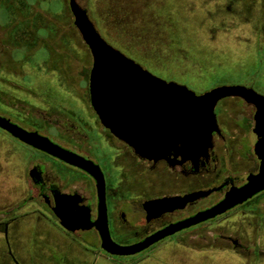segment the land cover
<instances>
[{"label":"flooded vegetation","instance_id":"flooded-vegetation-1","mask_svg":"<svg viewBox=\"0 0 264 264\" xmlns=\"http://www.w3.org/2000/svg\"><path fill=\"white\" fill-rule=\"evenodd\" d=\"M251 1L228 0L226 7L229 11L244 13L245 10L250 11L248 6ZM255 1L264 17V0ZM44 9L39 10L32 2L0 0V115L29 131H38L48 136L55 143L100 166L106 185L109 230L116 242L129 245L142 241L171 223L211 207L221 200L232 186L243 185L249 174L260 169L261 161L256 153V143L263 137H259L255 130L256 107L236 96L226 97L218 103L216 114L221 132H214V147L210 150L209 157L201 158L199 164L191 159L183 160L181 155L176 157L174 153L169 159L158 161L138 156L129 144L116 137L101 123L91 104L89 80L93 55L74 23L70 6V24H63V28L57 26V29H48V22L50 18L59 17V11ZM78 50H82V53ZM85 58L88 63V87L79 88V77L82 76L83 79L84 76L80 70L81 64ZM36 62L41 69H52V73L57 74L60 80L71 84L70 90H78L80 95L85 93L89 97L91 115L87 123H79L77 118L68 116L57 107L49 106L47 101V104H43L32 99V96L37 94L34 92L33 78L28 68ZM220 105L221 109H218ZM0 130L4 132L3 135H7L31 152V156L26 159L23 174L29 189L28 197L23 201L13 200L8 207L4 200L3 205H0V214L3 215V220H0L1 254L13 264H24L22 257L28 256L31 257L29 264H35L33 248L36 247H32L30 243L24 248L28 254H23L24 238L20 236L22 222L18 221L19 217L27 216L29 212L40 213L39 222L42 218L50 220L67 235L68 239L53 235L52 231L44 232L46 239H43V242L45 241L47 249L45 255H42L43 258L52 260L50 262L61 264L60 259H66L69 255L79 258L80 251L75 249L76 236H81L86 244L94 247V255L104 254L106 262L123 257L111 255L102 248V239L97 227L69 230L60 224L53 211L56 194L75 195L74 199H81L79 205L90 207L91 218L95 221L99 214L97 180L85 169L33 147L1 127ZM87 130L96 135L93 144L86 133ZM14 149L16 148L9 149L11 157L16 155ZM12 161L13 158L9 161V167ZM12 166L15 172L17 168ZM218 187L219 189L208 195L188 201L181 208L149 211L145 207L146 201L152 199L184 196ZM30 205L34 207L26 212L27 206ZM22 210L25 211L21 212ZM236 217L248 220V227L252 228V232H249L245 225L235 228ZM23 226L25 223L22 224V229ZM228 229H235L234 233H227ZM3 234H6L5 239L3 238L6 240V249H1ZM263 235L264 190L222 215L182 229L139 253L147 254L162 246L175 247L180 244L192 250H213L214 244L219 245L220 241H225L231 244L232 248L242 252L246 251L247 247L243 239L259 240ZM71 238L72 242L69 241ZM55 251L58 253L54 254Z\"/></svg>","mask_w":264,"mask_h":264},{"label":"rangeland","instance_id":"rangeland-1","mask_svg":"<svg viewBox=\"0 0 264 264\" xmlns=\"http://www.w3.org/2000/svg\"><path fill=\"white\" fill-rule=\"evenodd\" d=\"M22 1L32 2L39 10L46 8L59 11V17L50 18L48 29H57V26L63 28V24H70L68 0ZM78 1L88 8L97 29L111 45L154 74L184 83L197 93L220 84L246 83L264 94V17L255 0H250L248 6L250 11L245 10L244 13L229 11L226 7L228 0ZM78 51L82 53V50ZM86 60L87 58L81 64L80 70L84 76L83 79L82 76L79 77L81 80L79 88L88 87ZM28 70L33 78L34 92L37 94L32 96L33 100L43 104L48 102L49 106L57 107L68 116L77 118L79 123L89 121L90 102L85 93L80 95L78 90H70L71 84L60 80L57 74L52 73V69H41L38 62L31 65ZM221 106L218 109H221ZM3 133L0 130V205H3L4 200L7 206L13 200L23 201L29 195L23 174L26 159L31 156V152ZM86 133L93 144L95 133L91 130H87ZM12 145L16 148L14 149L16 155L13 157L9 154V149L13 150ZM12 158L10 164L16 166L15 172L12 165L9 167ZM32 206L34 207L27 206L26 212L32 210ZM40 216V213L28 212L27 216L18 218L22 224L25 223L23 229L22 224L20 226L22 232L20 236L24 238L23 243L21 242L23 254H28L24 248L31 243L32 247H36L33 248L35 264H57L43 258L42 254L45 255L47 249L45 241L43 242V239H46L44 232L52 231L53 235L60 238H67V235L50 220L42 218L40 223ZM2 218L3 215L0 214V220ZM234 222L235 228L250 226L248 220H240L237 217ZM247 229L252 232V228ZM234 230L228 229L226 232L234 233ZM5 237L6 234L1 237L3 240L1 249H6ZM72 240L69 239L70 242ZM75 240V249L80 251L79 258L69 255L66 259H60L61 264H130L137 261L136 264H142L139 261L146 254L142 252L106 262L105 255H94V247L86 244L81 236H76ZM242 241L247 246L246 251L239 252L232 248L231 244L220 241L219 245L214 244L212 255L205 251L197 256L199 259L207 256L206 264H264V235L259 240L251 238L250 241L244 239ZM53 247L58 249L56 245ZM57 253L58 251H55L54 254ZM22 259L25 260L24 264H29L31 257ZM0 264L13 263L0 252Z\"/></svg>","mask_w":264,"mask_h":264},{"label":"water","instance_id":"water-1","mask_svg":"<svg viewBox=\"0 0 264 264\" xmlns=\"http://www.w3.org/2000/svg\"><path fill=\"white\" fill-rule=\"evenodd\" d=\"M74 23L93 55L89 80L91 104L101 123L119 139L129 144L145 159H169L174 153L183 160L199 164L214 147V132H221L216 114L218 103L226 97H241L255 105L256 143L261 166L247 176L241 186H232L225 196L207 209L167 225L144 240L122 245L110 233L107 214L106 185L103 171L94 161L52 141L38 131H29L0 115V127L21 141L88 171L98 183L99 214L93 221L91 209L79 205L81 199L65 193L56 194L53 211L60 224L72 231L97 227L102 248L111 255H134L161 239L215 218L251 199L264 190V94L246 84H220L197 93L184 83L168 80L145 68L135 59L111 45L99 32L88 9L78 0H69ZM219 189L200 190L184 196H171L146 201L150 210L167 211L184 207L196 198Z\"/></svg>","mask_w":264,"mask_h":264},{"label":"crops","instance_id":"crops-1","mask_svg":"<svg viewBox=\"0 0 264 264\" xmlns=\"http://www.w3.org/2000/svg\"><path fill=\"white\" fill-rule=\"evenodd\" d=\"M205 251L212 255L211 253L213 250H192L191 248H186L183 244L175 247L162 246L145 254V256H143L139 262H141L142 264H169V262H180V264H192L194 262L195 264H199V262L201 261V264H206L207 256H203L200 259L197 256L199 253L201 254ZM136 263H138V261L130 264Z\"/></svg>","mask_w":264,"mask_h":264}]
</instances>
